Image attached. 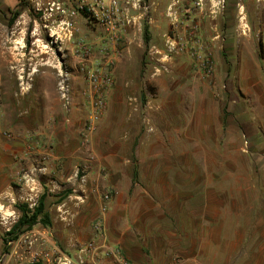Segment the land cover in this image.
Segmentation results:
<instances>
[{"label": "crops", "instance_id": "0c3cea01", "mask_svg": "<svg viewBox=\"0 0 264 264\" xmlns=\"http://www.w3.org/2000/svg\"><path fill=\"white\" fill-rule=\"evenodd\" d=\"M170 4L169 0H151L147 5L151 11L147 23L149 42L153 41L155 51L162 53V60L167 59L164 65L174 81L165 82L158 77L154 89L146 88L147 97L141 103L137 98L135 103L133 99L127 100L120 85L114 86L109 91L107 111L90 136L89 144H85L80 135L87 112L85 100L76 95L72 121L66 122L52 72L42 70L37 74L41 84L22 99L32 107L26 117L17 114L15 91L5 84L0 73L5 113L0 130L5 128L18 135L9 140L0 132V183L9 185L19 173L21 181L36 185L41 175L56 173L60 176L62 171L87 163L91 166V184L129 188L133 184L134 170L140 169L146 157H151L156 166V155L198 154L201 139L207 137L213 138L219 149L223 146L224 151L226 148L229 151L232 133L244 139L252 154L264 156V31L254 27L252 36L242 3L238 16L245 26L243 31L231 22L234 16L226 13L227 9L223 24L213 25L214 31L209 35L217 60V80L209 86L198 75L190 77L193 72L184 55L172 51L168 45L171 34L178 31L182 36L195 18L187 19L172 12ZM200 16L203 15L197 13L198 19L202 18ZM177 18L181 21L176 31L173 22ZM158 42H161L159 46ZM156 75L161 76L162 72L154 73ZM183 78L186 82L181 80ZM74 84L78 89L82 83L74 81ZM189 89L190 97H185ZM28 128L35 130L33 138L26 135ZM201 130L208 131L201 134ZM102 169H107L109 175L103 177ZM177 169H185L184 164L167 162L161 170L162 177L167 174L166 178L183 188L175 195L179 209L149 212V220L144 223L145 240L152 245L160 242L161 252L154 256L150 251L144 263L264 264V179L251 184L255 193L242 196L239 210H234L231 189L217 196L213 193L215 182L209 178L202 183L206 188L201 195L193 188L200 185V179L191 177L178 181L171 176ZM154 180L153 185L163 184L159 178ZM189 185L192 189L187 188ZM123 214L125 212L113 209L106 216L107 240L131 253L137 238L126 234ZM118 259L113 257L106 262L115 264Z\"/></svg>", "mask_w": 264, "mask_h": 264}, {"label": "rangeland", "instance_id": "374dc122", "mask_svg": "<svg viewBox=\"0 0 264 264\" xmlns=\"http://www.w3.org/2000/svg\"><path fill=\"white\" fill-rule=\"evenodd\" d=\"M96 1L0 0V73L5 84L15 91L14 108L17 109V114L26 117L31 113L30 103H25L22 99L41 84L37 74L42 70H49L54 76L55 90L66 122L72 121L76 95L86 102V118L80 131L85 144H89L90 136L95 133L105 115L109 91L114 86L120 85L127 100L133 99L135 103L137 98L141 103L146 100V88L154 89L158 77L165 82L174 81L171 78L172 73L167 71L164 65L167 59L162 60L163 55L155 51L153 41L150 43L145 40V24L151 12L146 7L151 0H120L121 20L114 28L104 24L94 15L91 4ZM169 1L173 3L176 0ZM192 1L184 0L181 3L189 5ZM54 3H62L77 12L74 17H70L75 23V32L71 39L64 36V24L62 26L61 21L64 16L57 11ZM240 3L248 14L252 36L255 35L254 27L262 29L263 33L264 0H207V9H220L218 14L205 11L203 16H200L202 18L196 17L194 22L200 21L203 31L201 34L207 39L204 43L212 51L214 47L209 35L214 31L213 25L223 24L227 9L226 13L234 16L231 22L243 31L245 26L238 16ZM52 5L54 9H51ZM55 31L62 34L61 38L51 35ZM160 44L161 42L157 43L158 46ZM256 44L258 46L257 41ZM178 53L183 54V59L189 63L193 72L190 77L198 75L207 81L209 86H213L217 80V60L214 52L216 70L212 79L197 71L193 58L186 49ZM93 71L99 75L109 71L112 73L113 83L101 87L105 106L100 120L96 122L94 129L88 132L93 103L98 97L97 87L90 82V72ZM159 71L162 75L154 76V73ZM181 80L186 82L185 78ZM74 81L82 83L78 89L75 88ZM62 86L69 89L68 107L63 98L65 90ZM189 93L190 89L186 90L185 97H190ZM4 114L0 85V121L4 119ZM206 131L208 130H201V134ZM0 132L9 140L18 136L16 132L5 128ZM34 132L33 128L25 131L26 135L32 138ZM220 141L222 144V137ZM230 143L231 150L227 151L226 148L224 151L223 146L219 149L213 138L207 137L201 139L198 154L156 155V166L148 156L140 169L137 167L138 177L136 180L133 178V184L129 188L124 185L100 187L95 183L91 184V166L87 163L67 172L62 171L60 176L56 173L41 175V180L36 185L35 182L24 183L20 179L21 175L16 173L9 185L0 183V264H113L106 262L113 257L119 258L115 264H121L120 261L122 264H145L146 256L151 253L159 256L161 252L160 242L152 245L149 240H145L147 233L144 223L149 220V212L179 209L175 195L183 188L173 183L171 178H166L167 174L162 177L161 169L167 162L177 161L184 164L185 169L174 170L171 173L172 178H177L178 181L191 177L199 178L200 185L193 188L198 189L201 195L206 188L202 183L209 178L215 182L213 193L217 196L224 190L227 193V190L231 189L234 210H239L242 196L255 193L251 184L255 180L264 179V156L252 154L244 139H240L236 133H232ZM100 173L103 177L109 175L107 169H102ZM156 178L161 179L163 184L153 185ZM51 179L54 181H50ZM187 188L192 189V186ZM45 190L48 192L46 209L52 224L45 226L39 221L15 236L16 234L11 232L22 214L19 205L27 203L33 208ZM107 190L112 193L110 201L104 197ZM116 199H119V202ZM244 203L246 205L247 202ZM113 209L125 212L123 227L126 234L130 233L132 238H137L131 246V253H126L121 245H112L107 240L106 216L110 215ZM100 219L103 225L101 229L97 228ZM126 228H129L128 231ZM126 242L130 241L126 239Z\"/></svg>", "mask_w": 264, "mask_h": 264}, {"label": "built area", "instance_id": "2783aa9c", "mask_svg": "<svg viewBox=\"0 0 264 264\" xmlns=\"http://www.w3.org/2000/svg\"><path fill=\"white\" fill-rule=\"evenodd\" d=\"M55 8L59 13H61L64 18L62 21V26L64 24V36L67 39H71L75 32V23L70 17H74L77 12L75 10L68 9L62 3H54ZM207 0H193L189 5L182 4L181 0H176L175 2L170 4L171 11L177 14L182 15L184 18H191L194 16L197 17V13L199 15H203L205 11H209L210 13L216 15L220 9L212 7V9H207ZM91 10L94 12L100 21L104 24L111 25L114 28V25L120 22V0H97L96 3L91 4ZM148 9V6L146 7ZM53 5H52V8ZM194 18V19H195ZM191 26H187L186 30H183L186 33L181 34L177 31L178 23L181 21V18H177L174 24V28L177 33L175 35L170 36V41L168 45L172 51H182L185 50L189 53V55L193 58L194 65L197 68V71L201 73L204 77L208 79H212L216 70V63L214 61L213 51L206 46L204 42H206V38L201 34V26L199 22H194ZM131 20V19H130ZM176 26V27H175ZM52 36L56 35V38H61L62 34L55 32L51 33ZM63 38V37H62ZM264 44V42H262ZM90 82L94 84L97 88L98 97L93 103V109L90 116V122L88 125V132L92 131L95 127V124L101 118V114L103 112V108L105 106L104 102V93L101 89L102 86H110L113 83L112 73L109 71H104L103 73L97 74L95 71L90 72ZM65 90L63 92V98H65V104L67 107L70 105V97H69V89L67 86H62ZM87 133H85V137ZM104 197L107 201L112 199V193L110 190H107L104 193ZM102 219H100V223H97V228L101 229Z\"/></svg>", "mask_w": 264, "mask_h": 264}, {"label": "trees", "instance_id": "16d2710c", "mask_svg": "<svg viewBox=\"0 0 264 264\" xmlns=\"http://www.w3.org/2000/svg\"><path fill=\"white\" fill-rule=\"evenodd\" d=\"M145 40L148 42L150 40V31L149 25L145 24ZM138 168L134 170V180L138 177ZM47 190L43 191L39 196L38 202L35 206L29 207L27 203H23L19 205V209L21 211V216L18 221L14 224L12 232L16 234L21 232L24 228H31L37 222H42L45 226H50L52 224V220L49 212L46 209L47 206Z\"/></svg>", "mask_w": 264, "mask_h": 264}]
</instances>
